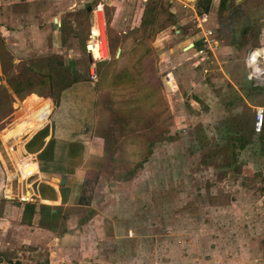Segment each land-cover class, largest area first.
<instances>
[{
  "label": "rangeland",
  "instance_id": "rangeland-1",
  "mask_svg": "<svg viewBox=\"0 0 264 264\" xmlns=\"http://www.w3.org/2000/svg\"><path fill=\"white\" fill-rule=\"evenodd\" d=\"M12 1L0 3V148L2 140L9 145L10 169L19 157L12 145L50 112L47 95L91 80L89 40L100 0ZM104 1L105 58L96 61L94 83L115 87L111 95L98 94L96 105L116 151L100 176L108 178L104 188H89L92 201L81 213L97 229L87 242L94 251L88 259L264 264V125L261 131L253 125L256 108L264 107V82L249 80L246 62L253 48L264 46V0H236L244 11L239 18L218 4L200 10L199 0ZM196 12L209 15L204 25L218 41L205 59L191 46L200 30ZM167 36V47L158 44ZM21 45L27 48L16 52ZM122 70L129 74L119 84ZM27 117L37 121L27 124ZM22 120L23 135H10L6 129ZM239 136L248 142L240 150L232 141ZM35 169L29 164L25 172Z\"/></svg>",
  "mask_w": 264,
  "mask_h": 264
},
{
  "label": "crops",
  "instance_id": "crops-1",
  "mask_svg": "<svg viewBox=\"0 0 264 264\" xmlns=\"http://www.w3.org/2000/svg\"><path fill=\"white\" fill-rule=\"evenodd\" d=\"M2 1L0 0L1 5ZM12 3H15V0ZM1 17L9 21L8 13ZM26 30L23 29L24 33H27ZM33 30L34 38L38 40L40 33L35 31V27ZM24 33H18L22 36V43L27 41V38L23 37ZM167 38L168 36L161 39L162 42L160 40L158 44L167 47L171 36L169 40ZM26 48L27 45H21L16 48V52ZM119 49L120 52L123 50L121 46ZM161 49L160 46L157 48L162 58L165 53L161 52ZM173 56V53L169 54V57ZM114 89L115 87L106 86L104 82H98L97 87L94 81L85 78L76 79L57 95H47L51 102L50 112L47 116L37 118L42 120L41 124H35V127L28 129L30 134L23 142V148L36 162L33 164L36 166V173L27 181H18L15 188L17 192L12 190V180H9L14 176L15 168L10 169L11 164L15 166L14 161L8 151L9 145L2 140L4 146L0 148V264L99 262L98 256L93 260L88 259L91 256L90 250L92 256L94 251L87 246L89 238H92L97 229H90L89 221L86 220L88 217H81V213L92 201V198L90 201L88 197L89 188L95 183L98 188L101 185L104 188L108 178L104 180L100 176L103 175V169L114 161L116 150L113 148L112 138L102 133L109 121L96 105L98 94L106 92L111 95ZM56 96L60 99L58 103L55 102ZM26 120L27 124L37 121L29 117ZM23 125L24 120L6 130L10 135L17 137L23 135L20 133L25 127ZM44 127L48 129L47 135L43 141L38 138L36 141L39 145L34 144V150L29 151L27 143ZM10 135H4L5 139H9ZM97 174L99 179L95 181ZM41 184L50 185L55 192L47 186L40 187ZM40 188L43 189L44 195L40 193ZM29 191L34 195L33 200L19 199L20 194ZM29 204L31 206H28ZM97 221L99 220L96 219Z\"/></svg>",
  "mask_w": 264,
  "mask_h": 264
},
{
  "label": "built area",
  "instance_id": "built-area-1",
  "mask_svg": "<svg viewBox=\"0 0 264 264\" xmlns=\"http://www.w3.org/2000/svg\"><path fill=\"white\" fill-rule=\"evenodd\" d=\"M93 14L95 21H94V25L91 28V35L89 42L94 41V43H98L101 45L103 42V35H105L106 32L104 0H100L95 4L93 8ZM196 15H197L196 26L200 30L198 32V37H196L194 41V46H193V48L195 49L194 54L200 57L201 59H205L208 58L209 55L214 53L218 45V41L214 36V30L204 25L206 24V22H208L209 15L207 13H204L203 16L202 15L199 16L197 12ZM95 30L98 32L96 35H94ZM195 42L199 43V45L196 46ZM90 55L92 57L91 52ZM91 60H92V65H91L90 79L92 81H97L98 73L96 70V61L101 60V57L99 59H94L92 57ZM246 62L247 65H249V68L251 69V72L249 73V80L255 79L260 84H262V82H264V46L259 48L258 47L253 48V50L248 53ZM253 125L256 131H261L264 125V107L260 106L256 108ZM29 134L30 132H28L25 135V138H23L22 141L19 142L20 144L16 142L12 145L13 151L15 150L19 156L18 159H16V167H15V171H16L15 178L17 179V181L28 179L36 173V169L33 171L30 170L28 171V173L25 172L26 166L30 164V166L33 167L32 164H36L33 158L30 157V154H27V152L23 148V142L26 140V137L29 136ZM19 149L21 151H19ZM9 180L12 179L9 178ZM33 196L34 195L30 191L28 193L23 192L22 194L19 195V199L22 201H30L33 200Z\"/></svg>",
  "mask_w": 264,
  "mask_h": 264
},
{
  "label": "trees",
  "instance_id": "trees-1",
  "mask_svg": "<svg viewBox=\"0 0 264 264\" xmlns=\"http://www.w3.org/2000/svg\"><path fill=\"white\" fill-rule=\"evenodd\" d=\"M215 4H218L220 11H225V10L230 9L231 13H233L231 15V18H236V17L239 18V17H241L242 13L244 12V11L240 10L241 3H236V0H199L198 1L199 9L203 10V11H207V12L210 11L211 8L213 7V5H215ZM248 30H249V27L246 26V29L244 32H246ZM196 44L199 45V43H195V45ZM198 45H196V46H198ZM128 74H129V72L127 70L120 71L116 75L118 78V79H116L117 83L121 84L124 80H126V77L128 76ZM47 132H48L47 127H44L43 129L39 130L30 139V141L27 143V147L34 148V144L36 143V140L38 138H40L41 141H43V139L47 135ZM232 141H233V146L235 145V148H239V150L245 148L247 146L246 144H248L245 136L234 137V138H232ZM42 186H47L49 189H51V190H53V192H55L54 189H52L50 187V185H48V184H41L40 187H42ZM40 193L42 195H44V191L41 188H40ZM28 206H31V205L29 204ZM95 264H99V263H95Z\"/></svg>",
  "mask_w": 264,
  "mask_h": 264
},
{
  "label": "bare ground",
  "instance_id": "bare-ground-1",
  "mask_svg": "<svg viewBox=\"0 0 264 264\" xmlns=\"http://www.w3.org/2000/svg\"><path fill=\"white\" fill-rule=\"evenodd\" d=\"M96 35V34H95ZM94 42V41H93ZM104 37H103V42L102 44H98V43H94V59H99L101 57V59L105 58V45H104ZM193 45V44H192ZM100 47V48H99ZM99 48V49H98ZM101 49V50H100ZM96 50H98V54L96 53ZM120 53V52H119Z\"/></svg>",
  "mask_w": 264,
  "mask_h": 264
},
{
  "label": "water",
  "instance_id": "water-1",
  "mask_svg": "<svg viewBox=\"0 0 264 264\" xmlns=\"http://www.w3.org/2000/svg\"><path fill=\"white\" fill-rule=\"evenodd\" d=\"M91 7H89L88 9H90ZM193 43H191V46H192Z\"/></svg>",
  "mask_w": 264,
  "mask_h": 264
}]
</instances>
